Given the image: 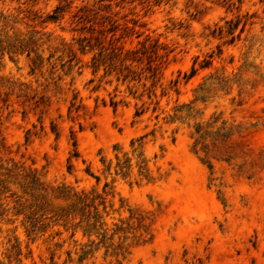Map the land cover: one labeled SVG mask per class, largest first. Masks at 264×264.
<instances>
[{
  "label": "rangeland",
  "instance_id": "374dc122",
  "mask_svg": "<svg viewBox=\"0 0 264 264\" xmlns=\"http://www.w3.org/2000/svg\"><path fill=\"white\" fill-rule=\"evenodd\" d=\"M59 5L60 18L48 19ZM82 6L92 18L98 12L96 21H116L127 48L148 39L171 52L151 98L143 87L150 80L123 83L103 70L79 69L91 54L80 55L69 73L57 61L51 74L48 56L55 61L62 52L43 45L44 66L31 75L26 53H0V180L18 190L15 179L31 173L49 188L95 189L108 205V235L120 219L135 229L125 259L101 248L83 263L74 253L66 262L75 247L64 233L55 239L66 242L54 264H264V0H0V38L36 30L50 34L52 46L71 41ZM227 21L238 22L233 34ZM211 54L212 65L201 69ZM196 57L198 71L186 82ZM174 107L186 120L165 119ZM137 109L144 113L136 116ZM196 124L212 133L207 152H194ZM222 127L229 137L216 136ZM126 157L131 171L124 178L115 166ZM12 227L0 218L1 259ZM17 234L22 264H52L43 239L27 248L23 229ZM75 238L87 241L81 231Z\"/></svg>",
  "mask_w": 264,
  "mask_h": 264
},
{
  "label": "trees",
  "instance_id": "16d2710c",
  "mask_svg": "<svg viewBox=\"0 0 264 264\" xmlns=\"http://www.w3.org/2000/svg\"><path fill=\"white\" fill-rule=\"evenodd\" d=\"M62 12H64V6L59 5L49 15L48 19L56 21L60 18ZM79 12L81 14L78 17L77 25H82L73 29L79 34L73 36L71 41L61 39L58 45L52 46L50 34L31 30L24 35H16L13 38H0V53L4 54L7 52L11 58L15 55L26 53V57L30 62L31 75L38 70L41 71L44 66L42 54L38 52V48L43 45H48L49 48L52 47L55 51L62 52L55 61L52 60L54 53L51 52L49 54L47 61L51 66V74L54 73L57 61H60V67L65 73H69L74 66L82 62L80 55L91 54L90 60L86 64L79 66V69L87 66L92 69L93 74L103 70L104 76L115 75L116 79L123 83L141 82L143 79L150 80V87L146 88L147 83L145 82L143 87L145 88L144 91H147L149 98H151L159 81L161 69L171 51L159 45L158 42H149L148 39L139 42L135 47L127 48L125 43H120L124 36H116L118 25L116 21L111 20L110 16H101L102 20L96 21L98 12H95L92 18L90 17L91 10L86 6L79 8ZM106 20H108V28L105 27ZM89 23L90 25H87ZM94 24H98L99 28H96ZM227 24L229 25L227 33L233 34L238 22L233 24L232 21H227ZM222 32L223 29L219 28V34ZM108 34H111L109 39ZM234 39L235 37L232 36L229 42H233ZM64 54L67 56L65 61L63 60ZM198 58H195L190 73H184L183 79L186 82L197 73L196 64ZM208 58L200 62L199 66L201 69L209 68L212 65L213 54L209 55ZM178 82V79L175 80L174 86ZM205 84H200L201 90H203ZM136 92L137 90L131 91L130 94L135 95ZM142 96L143 94L139 95V97ZM200 98L204 99V96L201 95ZM74 99H76V95ZM156 103L158 104V102ZM117 104V102L112 101L113 106H117ZM180 108L182 107H174L175 115H170L165 117V119L173 120L178 118L186 120L184 116L177 115L181 111ZM153 112H156V107ZM142 113H144V109H137L135 115L140 116ZM158 117L159 114L156 115V118ZM192 134L198 136L194 152H207L208 146L205 143V139L211 136L212 133L205 130L202 124H196ZM215 134L217 137H229L231 132L222 127ZM73 145L76 147V141H74ZM131 145H134V141L131 142ZM199 145L200 148H198ZM117 149L118 147H115V150ZM73 156H78L76 149ZM102 162L105 166L104 172L111 173L112 164L110 162L105 163L104 159H102ZM204 163L208 164L209 168L212 167L208 160L204 159ZM138 165L140 174L146 176V173H144V170H146L145 161L142 160ZM130 171V158L126 157L123 162L118 159L115 166L116 174H120L125 178L130 174ZM86 172L99 180V177L93 175L88 168ZM14 184L18 186V190L10 189L5 185L4 180H0V218L7 224L13 225L9 229L12 233V238L7 241L9 248L6 249L5 256L2 259L0 258V264H22V241L17 234L19 228L23 229V233L26 236L27 248H29L31 243L43 239L42 242L48 245L47 250L50 253L52 264H54L57 250H60L66 242V239L61 242L55 241V239L56 237L60 238L64 233H69L67 239L71 240L75 247L74 252L72 250L66 251V262L73 259L74 253L76 261L83 263L93 258L95 253L101 248L105 249V256L111 250V255L117 258L119 256H122L123 259L126 258L128 247L124 244L129 239L131 230L135 229L130 226L124 227L123 224L125 222L120 219V224L117 222L113 223V233L108 235L109 226L106 220V216L109 215L108 205L105 197L97 193L95 189L77 191L65 185L49 188L40 180V177L31 173L17 177ZM107 186L108 183H105V187ZM79 231L82 233V239H87L86 242L83 243L75 238ZM116 234L119 236V242L115 246L114 237ZM95 237L99 240L97 241ZM28 254L29 256L32 254L30 249ZM119 263L121 264V262Z\"/></svg>",
  "mask_w": 264,
  "mask_h": 264
}]
</instances>
